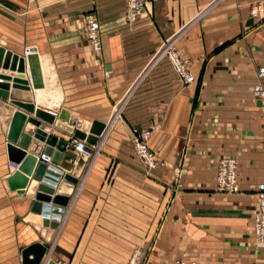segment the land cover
<instances>
[{"label":"crops","instance_id":"crops-1","mask_svg":"<svg viewBox=\"0 0 264 264\" xmlns=\"http://www.w3.org/2000/svg\"><path fill=\"white\" fill-rule=\"evenodd\" d=\"M253 1L145 0L128 22L125 0H0V45L37 53L40 88L31 87L24 59L33 103L105 123L94 144L85 142L87 158L77 182L65 181L72 190L50 227L30 211V195L7 187L14 167L5 150L10 115L1 105L11 99L0 96V264H20L21 247L34 241L48 244L42 264H129L134 253L137 264H264V246L252 233L264 183V117L252 93L264 65V9L252 15ZM87 12L98 20L100 51L87 40ZM167 40L194 81L181 83L170 59L157 55ZM133 125L154 126L148 144L162 163L149 172L131 142ZM29 126L25 120L22 131ZM226 156L238 162L237 192L216 189L217 163ZM64 161L71 163L65 151ZM59 163L52 166L71 171Z\"/></svg>","mask_w":264,"mask_h":264},{"label":"water","instance_id":"water-1","mask_svg":"<svg viewBox=\"0 0 264 264\" xmlns=\"http://www.w3.org/2000/svg\"><path fill=\"white\" fill-rule=\"evenodd\" d=\"M24 59H26L31 87H42L41 69L35 48L31 47L30 51L23 56L0 45V67L13 71L12 75L0 71V96L11 99V104L2 103L1 105L2 114L10 115L5 136L6 156L9 161L16 163V167L5 181L10 190L26 193L32 197L30 211L40 214L41 224L56 227V214L63 210L72 190V187L65 185V181L71 184L77 182L76 168L81 160L84 161L87 158V154L82 152L76 157L74 151L72 152L73 147L69 145V138L46 132L39 126V119L49 124L53 123L56 127L71 132L74 137L83 139L89 144L97 141V136L103 132L105 123L96 119L90 122L78 118L65 107H59L54 113L35 105L24 75ZM12 104L16 109L12 107ZM25 120L34 127H25L22 131ZM64 121H68L69 124ZM83 130H88L89 133ZM32 138L44 142V145L31 141ZM70 150L73 155H68ZM40 151L49 155L50 166H46L44 160L36 158V154ZM64 151L65 156L71 158L70 166L59 163ZM58 163L71 170L63 173L60 179L57 177L58 169L52 166ZM63 185L66 186L65 190L62 189ZM48 209L53 213L51 218L47 215ZM47 247L46 242L39 241L21 247L20 264H42ZM45 264L56 263L52 259H47Z\"/></svg>","mask_w":264,"mask_h":264},{"label":"built area","instance_id":"built-area-1","mask_svg":"<svg viewBox=\"0 0 264 264\" xmlns=\"http://www.w3.org/2000/svg\"><path fill=\"white\" fill-rule=\"evenodd\" d=\"M145 0H125V12L124 16L128 22L135 21L138 16L143 12ZM264 9V0H255L250 5V13L257 15ZM85 21V34L87 40L94 51H100L102 43L100 39L98 20L93 12H87L83 15ZM166 55L173 66L177 78L181 83L187 84L195 80L194 73L190 70L187 59L173 46L171 41H164L157 51V55ZM259 80L252 85V93L260 101L259 107L264 117V65H261L257 71ZM45 129V128H44ZM153 125L142 127L133 125L130 127L131 142L135 149L138 158L141 160L145 167V171L149 172L150 169L156 167L162 162L157 159L154 152L149 147V139L151 137ZM46 132H48L45 129ZM262 138L264 139V126L262 131ZM69 145L73 148L74 152H84L88 154L89 149L85 144V140L77 137L69 138ZM37 159L45 161L46 166H50L49 155L40 151L36 154ZM12 167H16V163L9 161ZM237 159L232 156L221 157L217 163V169L215 173L216 189L220 192L232 193L239 191V179L237 172ZM58 178L62 177L63 173L58 169ZM56 187V185H55ZM47 215L51 217L53 213ZM252 233L254 239L258 245L264 246V183L258 190V205L253 213L252 218ZM138 253H134L129 264L138 263ZM56 264H74L72 261H56ZM175 264H202L199 260L195 259H183L178 258L175 260Z\"/></svg>","mask_w":264,"mask_h":264},{"label":"bare ground","instance_id":"bare-ground-1","mask_svg":"<svg viewBox=\"0 0 264 264\" xmlns=\"http://www.w3.org/2000/svg\"><path fill=\"white\" fill-rule=\"evenodd\" d=\"M38 97H40V96H38ZM39 99H40V98H39ZM62 189L65 190V189H66V186L63 185V186H62ZM27 218H28V219H35L36 216H35L33 213H30V214L27 215Z\"/></svg>","mask_w":264,"mask_h":264},{"label":"rangeland","instance_id":"rangeland-1","mask_svg":"<svg viewBox=\"0 0 264 264\" xmlns=\"http://www.w3.org/2000/svg\"><path fill=\"white\" fill-rule=\"evenodd\" d=\"M68 155H73V153L71 152V150L68 151ZM63 165H64V166H70L71 163H70V162H67V161H64V162H63Z\"/></svg>","mask_w":264,"mask_h":264}]
</instances>
